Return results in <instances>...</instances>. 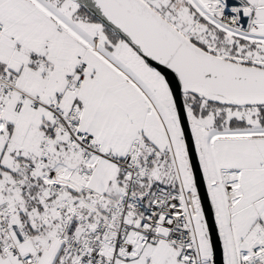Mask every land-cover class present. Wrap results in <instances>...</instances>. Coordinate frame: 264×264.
<instances>
[{
    "label": "snow or ice",
    "instance_id": "6c2138e0",
    "mask_svg": "<svg viewBox=\"0 0 264 264\" xmlns=\"http://www.w3.org/2000/svg\"><path fill=\"white\" fill-rule=\"evenodd\" d=\"M0 264H264V0H0Z\"/></svg>",
    "mask_w": 264,
    "mask_h": 264
}]
</instances>
